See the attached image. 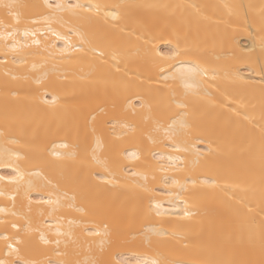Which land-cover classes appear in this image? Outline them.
I'll return each instance as SVG.
<instances>
[{"label":"bare ground","instance_id":"6f19581e","mask_svg":"<svg viewBox=\"0 0 264 264\" xmlns=\"http://www.w3.org/2000/svg\"><path fill=\"white\" fill-rule=\"evenodd\" d=\"M21 2L0 9V237L30 223L38 264H259L264 0Z\"/></svg>","mask_w":264,"mask_h":264},{"label":"snow or ice","instance_id":"6c2138e0","mask_svg":"<svg viewBox=\"0 0 264 264\" xmlns=\"http://www.w3.org/2000/svg\"><path fill=\"white\" fill-rule=\"evenodd\" d=\"M45 6L49 9H52L53 11H67L71 12L73 15H78L77 9H84L83 5L80 4H64V3H47ZM40 7L39 5L36 4H28V3H23L21 0H0V9H2L5 13L14 16L16 18H19L22 14H24L26 11L31 10V9H36ZM100 5H90L88 6L87 9H84L86 11H91L93 8H96L97 10L100 9ZM27 34V33H26ZM13 34L11 32L8 33V36H12ZM177 55H180L179 50L172 52L171 57H175ZM35 67V66H34ZM198 74V67L197 68H180L177 69V72L173 74V76L166 77L165 80L174 78L176 75H179L181 79H185L186 77H194L195 75ZM261 84L262 87H264V76L261 78ZM186 87L189 89L194 88V84H186ZM55 102V98H53V103ZM262 111H261V116H260V155H261V161H262V166H261V183L264 184V102H262ZM247 118V117H246ZM183 123H181V127H183ZM93 133H95V129H93ZM165 133L168 135V137L171 139L173 137H177L179 135V129L176 127L175 122L172 125H169L167 129H165ZM97 144H99V138H97ZM174 145L179 149L180 144L178 142L174 141ZM185 151L187 150L186 148L184 149ZM58 155V154H57ZM70 157L74 158L75 153H69L68 154ZM93 159L96 160L97 163H100V161L93 156ZM105 170L107 171V166L105 165ZM135 175V174H134ZM14 180L17 181H23L24 176L22 173L17 171V176L13 178ZM183 187V186H181ZM148 189L145 188V191ZM2 195V193H0ZM66 195V194H65ZM45 203L53 204V205H58L60 203V197H57V199L52 200L49 199L48 201H45ZM186 207L183 210V214L185 218H190L191 216H194L196 213L192 211L190 208L187 207V201H184ZM159 205H156L155 210L157 211V215H159ZM5 210L0 208V212H4ZM12 215H17V213H12ZM2 223V222H0ZM8 223L11 224V228L15 229L16 231L11 235H3L0 237V239H3L5 246L8 249V254L9 256H16L18 257L17 260H6V259H0V264H38L37 261L34 260H27L24 259L23 256H21V251L22 248L21 246H27L32 243L33 240V232L38 231V229H33L29 223L27 227L21 228L20 226L17 225L15 221H10L5 223V231L7 230ZM58 235H63L61 233H57ZM70 235V234H69ZM97 235H101V233H97ZM103 235L107 237L108 233L105 230L103 232ZM151 235H163L162 233L150 229L149 232H146L144 234V239L145 240H151ZM169 235H175V233H171ZM41 241H43L44 244H48L49 241L45 239L44 235L41 233L40 235ZM56 245L59 246L61 243V240L57 239L55 241ZM103 244L104 241H101ZM261 256L264 257V221L261 222ZM93 264H103L102 261H94ZM143 264H149V261H144ZM150 264H170V261L165 258L161 257L159 260H152ZM216 264H237L236 261H226V260H221L217 261ZM243 264H254L253 261H245ZM259 264H264V258H262L259 261Z\"/></svg>","mask_w":264,"mask_h":264}]
</instances>
